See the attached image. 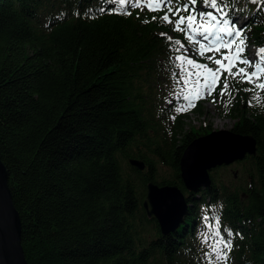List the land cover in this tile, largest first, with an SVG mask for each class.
<instances>
[{
    "label": "trees",
    "instance_id": "1",
    "mask_svg": "<svg viewBox=\"0 0 264 264\" xmlns=\"http://www.w3.org/2000/svg\"><path fill=\"white\" fill-rule=\"evenodd\" d=\"M219 2L245 27L246 46L264 48V0ZM162 14L121 11L118 0H0V156L28 264H220L205 257L213 217L224 239L233 233L230 264H264V90L253 103L249 86L229 78L231 96L218 86L207 97L236 120L234 134L257 140L258 154L237 163V179L224 167L190 196L181 157L215 130L186 131L187 113L175 111L184 50L167 37L185 39ZM190 112L204 115L202 100ZM151 182L190 196L168 236L144 207Z\"/></svg>",
    "mask_w": 264,
    "mask_h": 264
},
{
    "label": "snow or ice",
    "instance_id": "2",
    "mask_svg": "<svg viewBox=\"0 0 264 264\" xmlns=\"http://www.w3.org/2000/svg\"><path fill=\"white\" fill-rule=\"evenodd\" d=\"M202 2L205 9L211 10L199 11L196 7L198 0H118L121 11L126 4H130L135 8L143 5L150 12L162 11L163 14L159 19L172 25V31L183 33L184 39L189 44L198 46L195 49L197 55L205 57L208 52L219 54V58H216L215 55L206 56L209 63H199L187 54L188 49L180 39L173 40L172 37H167L168 41L176 46L177 52L184 50V54L177 55L175 59L179 62L177 67L184 73V76L180 79L184 81L185 85L192 82L193 77L196 78L193 83L196 99H203L205 95H212L213 91L220 86V78L224 76V73H227V75L224 76L223 86L220 88L219 94L221 96L226 93L231 96L229 78L238 83L253 84V87L264 90V83H253L259 81L262 74H264V48L258 49L254 61L247 59L243 55L247 40L244 35L245 27H238L237 23L225 18L227 15L225 12L226 6H221L219 0H202ZM101 10L103 11V9ZM125 14L130 15L131 13L126 12ZM152 19L155 20L157 17L153 16ZM161 35H166V33H161ZM224 37L230 39H224ZM185 63L189 66L188 68L184 67ZM210 64H215L216 67H210ZM240 65L245 67H240ZM249 68L252 71H248ZM193 69L196 71H193ZM238 77L239 80H237ZM200 88L205 90L204 94L200 92ZM251 90L244 89V91ZM183 99L188 103L177 107L175 109L177 113L195 107V101L190 99L188 95H185ZM172 119H175V117L173 116ZM207 219L208 217H205V220ZM213 219L216 228L212 235L220 237V239L214 242L210 252L205 253V257L215 255L217 260H223L226 264L227 253L232 248L231 237L233 233L231 230L226 229L229 239H224L219 231V217H213ZM235 235H239V233ZM205 240H207V237H205ZM217 244L221 245L219 249L216 248Z\"/></svg>",
    "mask_w": 264,
    "mask_h": 264
},
{
    "label": "water",
    "instance_id": "3",
    "mask_svg": "<svg viewBox=\"0 0 264 264\" xmlns=\"http://www.w3.org/2000/svg\"><path fill=\"white\" fill-rule=\"evenodd\" d=\"M258 154L257 140L251 136L236 135L231 130L214 131L196 138L186 149L180 161V173L185 189L196 194L212 188L211 173ZM132 167L144 171V163L131 160ZM235 179L238 172L233 173ZM8 170L0 156V264H28L22 247V222L15 208L9 188ZM144 207L154 217L161 233L168 236L184 223L188 216V197L174 186L151 182L147 186Z\"/></svg>",
    "mask_w": 264,
    "mask_h": 264
},
{
    "label": "rangeland",
    "instance_id": "4",
    "mask_svg": "<svg viewBox=\"0 0 264 264\" xmlns=\"http://www.w3.org/2000/svg\"><path fill=\"white\" fill-rule=\"evenodd\" d=\"M196 7H197V9L199 11L205 10L204 9V6L199 5V6H196ZM139 8H141V9L142 8L148 9L147 7H145L143 5L141 7H139ZM240 20L241 19H238L237 20L238 23H239ZM172 37H174V34H172ZM224 39H230V38L224 37ZM183 43L185 44L186 48L188 49V53L187 54L190 57L196 56L197 59L203 60L202 63H209V61L207 60L206 56H213V55H215L216 58H219V54L214 53V52H208L205 57H201V56L197 55V52L195 50L198 46L189 44L187 40L183 41ZM244 53L247 54V56H245L243 54L247 59L254 61V59L256 58L257 50L252 45H248V46H246V49H245V52ZM209 66L210 67H213V68L216 67L215 64H210ZM240 67H245V66L244 65H240ZM193 71H196V70L194 69ZM233 71H235V69H233ZM248 71H252V69L249 68ZM225 75H227V73H224V76ZM224 76H221L220 82H221V79L222 78L224 79ZM195 79L196 78L193 77L192 78V82L187 83V85H185L184 81L181 79L180 82H178V84H177V86L179 87V92L176 94V96L174 98L175 100L178 99V98L180 99V101L177 102V105H176L177 107H179L182 104H187L188 103L187 101H185L183 99V97L185 95H188L190 97V99H192V100L195 101V106L197 105V103L200 100H202V107H203L204 115H198V114H195V113L190 112V110L193 107L189 108L187 111H182L184 113H187L185 119L183 120L184 123H185V125H186L185 130L186 131H189V129L191 127L198 128L201 125H207V124H210L215 131H219V130H231L233 128L236 120L235 119L222 118L218 114V106H217V101L216 100H214L212 98L207 99V97H208L207 95H205V98H203V99H196L195 91L193 90V83H194ZM239 79L240 78L238 77L237 80H239ZM223 82H224V80H223ZM223 82H221L220 87L223 86ZM253 83H264V74H262L261 79L259 81H254ZM242 84L248 85L249 88L252 89L249 93H250V96L253 99V103L260 104V102H261V94L259 93L260 92L259 91L260 89L253 87V84H248V83H242ZM231 90L232 89L230 87L229 88V91H231ZM200 92L202 94H204L205 90L203 88H200ZM215 99H216V97H215ZM213 101H215V103H213ZM172 102H173V98H170L169 101H168V103L172 104ZM226 168L230 172V175L231 176H232V174L235 171L238 172V176H239L240 166L238 164H234V165L228 166ZM214 172L223 173V172H227V171L224 169V167H221V168H218V169L214 170ZM212 174H213V172L211 173V176H212ZM165 175H168L167 169L165 171ZM196 194L198 195V193H196ZM205 231H206V237L209 240V246L212 248V245L214 244V242L216 240L220 239V238L219 237H214L212 235V232L214 230L211 227L206 228ZM220 247H221V245H219V244L216 245V248L217 249H219ZM225 251H227V250H225ZM227 256L228 257L230 256L229 252L227 253ZM218 261H220V264H225V261H223V260H218ZM226 264H230V262H229L228 259H227Z\"/></svg>",
    "mask_w": 264,
    "mask_h": 264
}]
</instances>
